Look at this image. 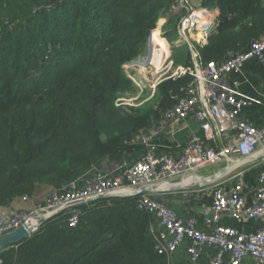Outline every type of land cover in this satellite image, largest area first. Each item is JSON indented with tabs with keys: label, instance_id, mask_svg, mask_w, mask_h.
Masks as SVG:
<instances>
[{
	"label": "trees",
	"instance_id": "trees-1",
	"mask_svg": "<svg viewBox=\"0 0 264 264\" xmlns=\"http://www.w3.org/2000/svg\"><path fill=\"white\" fill-rule=\"evenodd\" d=\"M176 4L0 0V207L40 184L60 187L103 158L122 161L127 143L185 93L188 75L163 78L154 91L128 77L150 35L152 44L174 40L186 12ZM200 4L217 13L199 45L204 62L221 61L264 33V0ZM162 17L166 38L156 29ZM167 53L174 66H190L187 44ZM137 92L133 102L122 100ZM137 197L79 204L74 225L72 212L61 210L0 250V264H168Z\"/></svg>",
	"mask_w": 264,
	"mask_h": 264
},
{
	"label": "built area",
	"instance_id": "built-area-1",
	"mask_svg": "<svg viewBox=\"0 0 264 264\" xmlns=\"http://www.w3.org/2000/svg\"><path fill=\"white\" fill-rule=\"evenodd\" d=\"M173 8H184L186 12L180 19L175 39L169 42V49L187 44L190 66H174L168 55L163 67L169 72L168 76L152 83L137 80L131 74L128 77L138 86H147L154 91L163 78L190 76L185 93L173 106L164 109L160 118L178 127L194 114L200 123V132L191 134L181 151L173 155L158 149L156 141L162 128L147 127L138 133L143 152L129 164L122 161L112 173H96L92 181H82L81 176L71 179L60 187L52 188L42 203H36L28 210L10 205L0 207V237L21 225L32 233L39 227L41 219L45 220L61 210L72 212L69 220L74 225L77 217L75 208L79 204L101 195L123 196L119 194L138 191L146 186H154L152 191H155L159 185L179 180L174 185L180 188H209L211 205L203 210L202 217L212 229L202 231L196 227L195 219L179 217L172 209L151 198L149 193L138 194L137 207L159 221L162 230L155 232L150 224V233L157 249L167 256V260L186 239L190 243L187 254L191 264H199L203 245L217 248L211 264H223L225 255H228L229 264H241L247 257L253 260V264H264V122L256 126L241 116L245 107L261 101L242 92L237 79L227 78L229 74L240 73L251 59L264 66V33L247 48L230 53L221 61L204 62L195 45L205 41L208 29L214 25L216 11L203 7L200 0H177ZM154 122L155 119L149 125ZM253 162H258L262 169L257 174L253 199L248 203L243 193V167ZM215 163L225 164V172L218 179L236 170L227 178L228 188L214 184L218 179L207 181L212 175L198 173ZM29 197L25 194L20 198L27 201ZM224 215L239 221L254 220L258 224L257 229L243 233L235 227L221 224L220 219Z\"/></svg>",
	"mask_w": 264,
	"mask_h": 264
},
{
	"label": "crops",
	"instance_id": "crops-1",
	"mask_svg": "<svg viewBox=\"0 0 264 264\" xmlns=\"http://www.w3.org/2000/svg\"><path fill=\"white\" fill-rule=\"evenodd\" d=\"M160 29V28H159ZM159 34V33H158ZM166 41V40H165ZM168 44V43H167ZM166 45L164 47H169ZM199 47V46H198ZM169 52V51H168ZM159 60V59H158ZM158 61L156 62V65ZM229 80L237 79L240 82V90L246 94L253 95L260 99L261 103H254L245 107L241 116L246 121L253 125L260 126L264 122V66L256 59L249 60L238 74H229ZM162 125V126H161ZM154 127H161L162 132L158 137L156 143L158 149L173 155L181 151L186 139L193 133L200 132V123L194 114H191L182 125L174 127L169 123L162 121L160 116L155 119V122L148 126V129ZM143 145L140 142L138 133L127 143L125 147V155L123 162L130 163L138 155L143 152ZM122 161H116L113 158L106 157L95 163L88 169L82 177V181H92L96 173L110 174L116 170L117 166ZM210 170L203 176H209L224 169L225 164L215 163L210 166ZM206 168V167H205ZM204 169V168H202ZM245 175L243 179L244 196L248 203H251L254 196V188L257 184V174L262 166L258 162L248 163L243 167ZM236 170H231L226 177H222L214 184L221 185L226 188L230 183L227 178L234 174ZM54 188L47 184H40L36 190L30 194L29 200L22 201L21 198H16L10 202V206L28 210L36 203H42L48 196L50 190ZM209 189V188H208ZM208 189L200 188H180L174 183L159 185L155 191L148 192L155 201L162 203L166 207L172 209L179 217L183 219L193 218L196 221V227L202 231L208 232L212 229L211 225L203 221V210L211 205V197ZM220 223L226 226L237 228L243 233H250L257 229V222L249 219L234 220L228 216H223ZM151 226L155 232L161 231L157 217L151 216ZM190 246L188 240L184 239L180 245L168 257L169 264H191L187 248ZM217 253V248L210 245H203L200 251L199 264H211L212 256ZM223 264L228 263V255H225ZM241 264H253L250 257L245 258Z\"/></svg>",
	"mask_w": 264,
	"mask_h": 264
},
{
	"label": "rangeland",
	"instance_id": "rangeland-1",
	"mask_svg": "<svg viewBox=\"0 0 264 264\" xmlns=\"http://www.w3.org/2000/svg\"><path fill=\"white\" fill-rule=\"evenodd\" d=\"M167 18L165 17H162L160 19V22L158 23V26H157V30H158V33H159V36L160 37H164L163 35V31L160 32L161 29V26L163 24H165V20ZM176 37V36H175ZM175 39V38H174ZM196 49H199V47L197 45H195ZM167 50L165 51V49L163 50V52L161 53V57L157 59L156 56H155V52H154V48H153V44H152V40H151V35H150V38H149V41H148V45L146 46V49L142 55L141 58H139L137 60L136 63H133L131 65V71H133V73H136L135 75L131 74L132 76H134L135 79L137 80H142V81H147L148 82H154L156 81L157 79L159 78H162V77H166L169 75V72H167L165 69H163V67L165 66V60L167 58V51H169V47L166 48ZM167 53V54H166ZM166 55V57H164ZM164 57V59L162 60V58ZM155 60V61H154ZM158 60V64L156 65V62ZM162 60V61H161ZM132 73V72H131ZM141 92H137V93H128L127 95L123 96V101L125 103H131L134 101V99H136L137 97H139ZM211 169V167H206L204 169H200L198 171L199 174H206L208 173Z\"/></svg>",
	"mask_w": 264,
	"mask_h": 264
},
{
	"label": "water",
	"instance_id": "water-1",
	"mask_svg": "<svg viewBox=\"0 0 264 264\" xmlns=\"http://www.w3.org/2000/svg\"><path fill=\"white\" fill-rule=\"evenodd\" d=\"M206 37H207V35H206ZM206 37H205V39H206ZM224 172H225V168L222 169L221 171H218L214 175L210 176V178L207 181H213V180L218 179L221 175H223ZM172 182L176 183V182H179V180H174ZM153 189H155L154 186H146V187L139 189L138 191H133V192H129V193L127 192L124 194L122 193L119 195L137 196L138 194H141V193H148V192L152 191ZM108 196H118V195L117 194H107V195H101L98 198L108 197ZM43 220L44 219H41L40 222H43ZM30 233H31V230L28 227L21 225L18 228H16L14 231H11V232L3 235L2 237H0V250L4 249L5 247H7L13 243L19 242V241L27 238L30 235Z\"/></svg>",
	"mask_w": 264,
	"mask_h": 264
},
{
	"label": "bare ground",
	"instance_id": "bare-ground-1",
	"mask_svg": "<svg viewBox=\"0 0 264 264\" xmlns=\"http://www.w3.org/2000/svg\"><path fill=\"white\" fill-rule=\"evenodd\" d=\"M201 29V28H200ZM203 29V28H202ZM201 31V30H200ZM167 46H168V44H167ZM164 47H165V45L163 44V43H155V44H153V48H154V52H155V56H156V58L155 59H157L160 55H161V53L163 52V50H164ZM168 48V47H167ZM155 61V60H154Z\"/></svg>",
	"mask_w": 264,
	"mask_h": 264
},
{
	"label": "clouds",
	"instance_id": "clouds-1",
	"mask_svg": "<svg viewBox=\"0 0 264 264\" xmlns=\"http://www.w3.org/2000/svg\"><path fill=\"white\" fill-rule=\"evenodd\" d=\"M162 27V26H161Z\"/></svg>",
	"mask_w": 264,
	"mask_h": 264
}]
</instances>
